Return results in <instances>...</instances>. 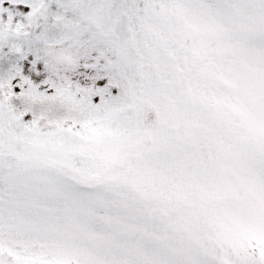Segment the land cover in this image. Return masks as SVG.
<instances>
[{
    "label": "snow or ice",
    "instance_id": "1",
    "mask_svg": "<svg viewBox=\"0 0 264 264\" xmlns=\"http://www.w3.org/2000/svg\"><path fill=\"white\" fill-rule=\"evenodd\" d=\"M0 264H264V0H0Z\"/></svg>",
    "mask_w": 264,
    "mask_h": 264
}]
</instances>
